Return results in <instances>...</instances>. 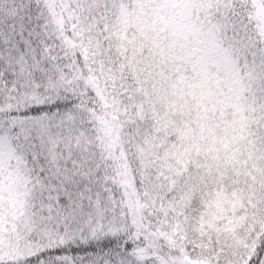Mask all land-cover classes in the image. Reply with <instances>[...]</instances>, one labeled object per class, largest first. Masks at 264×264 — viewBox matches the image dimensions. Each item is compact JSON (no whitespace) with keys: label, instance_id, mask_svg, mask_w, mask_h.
I'll return each mask as SVG.
<instances>
[{"label":"snow or ice","instance_id":"snow-or-ice-1","mask_svg":"<svg viewBox=\"0 0 264 264\" xmlns=\"http://www.w3.org/2000/svg\"><path fill=\"white\" fill-rule=\"evenodd\" d=\"M0 264H264V0H0Z\"/></svg>","mask_w":264,"mask_h":264}]
</instances>
